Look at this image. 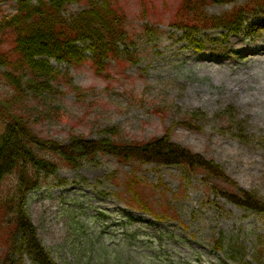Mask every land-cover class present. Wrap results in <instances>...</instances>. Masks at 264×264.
<instances>
[{
    "label": "rangeland",
    "instance_id": "1",
    "mask_svg": "<svg viewBox=\"0 0 264 264\" xmlns=\"http://www.w3.org/2000/svg\"><path fill=\"white\" fill-rule=\"evenodd\" d=\"M116 1L128 30L118 59L100 74L89 62L50 60L80 91L60 83L53 93L23 98L34 132L61 143L72 135L138 143L167 133L264 198V7L247 21L263 27L236 34L208 28L189 38L168 23L180 0ZM254 1L209 4L205 12L220 16ZM14 6L1 1L0 15ZM79 8L74 3L68 12ZM11 93L0 76V101ZM56 178L65 183L48 178L27 194L26 208L59 264H242L213 249L221 237L237 240L245 261L261 243L264 259V217L216 196L201 174L98 156L59 169ZM134 192L141 204L133 203Z\"/></svg>",
    "mask_w": 264,
    "mask_h": 264
},
{
    "label": "trees",
    "instance_id": "2",
    "mask_svg": "<svg viewBox=\"0 0 264 264\" xmlns=\"http://www.w3.org/2000/svg\"><path fill=\"white\" fill-rule=\"evenodd\" d=\"M235 1L180 0L168 23L187 32L189 38L208 28L236 34L256 7H264V0L249 6L234 5L220 16L205 12L209 4ZM74 3L80 8L68 12ZM121 9L116 0H15L14 11L0 15V76L14 92L0 101V264H59L37 236L26 208L27 194L50 177L60 181L56 185L64 184L56 178L59 169L75 170L98 156L114 157L122 163L177 166L190 174H201L216 195L244 212L264 217V198L238 186L219 164L174 142L167 133L138 143L80 135L61 143L34 132L29 112L23 113V98L53 93L60 83L80 91L68 72L55 69L50 60L70 66L89 62L100 74L108 60L118 59L128 38L126 15ZM252 26L246 25V29ZM183 122L198 130L192 122ZM215 181L234 185V190L218 188ZM133 196V203H142L137 192ZM260 245L255 244L250 261H245L246 253L237 240L221 237L212 247L243 264H264Z\"/></svg>",
    "mask_w": 264,
    "mask_h": 264
},
{
    "label": "bare ground",
    "instance_id": "3",
    "mask_svg": "<svg viewBox=\"0 0 264 264\" xmlns=\"http://www.w3.org/2000/svg\"><path fill=\"white\" fill-rule=\"evenodd\" d=\"M245 54H250V51L249 52H246Z\"/></svg>",
    "mask_w": 264,
    "mask_h": 264
}]
</instances>
